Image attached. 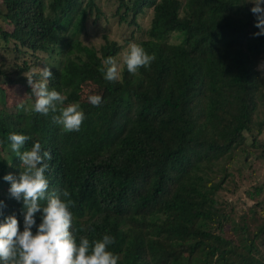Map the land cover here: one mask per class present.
Masks as SVG:
<instances>
[{"label":"trees","instance_id":"trees-1","mask_svg":"<svg viewBox=\"0 0 264 264\" xmlns=\"http://www.w3.org/2000/svg\"><path fill=\"white\" fill-rule=\"evenodd\" d=\"M98 1L3 0L10 30L0 27V222L15 215L23 228L22 202L3 179L20 171L15 153L4 160L1 151L11 150L15 132L30 137L21 151L39 142L51 153L49 192L69 191L74 234L114 237L118 264H264V199L256 197L264 186L246 192L242 210L227 212L217 197L225 166L264 159L252 152L264 147V36H253L254 5L106 0L115 6L104 14ZM147 11L143 30L137 18ZM109 17L129 29L121 45L107 37ZM96 25L98 46L86 33ZM130 43L155 55L135 75L120 58ZM109 56L120 65L116 82L98 70ZM44 66L49 90L84 112L79 131H62L52 120L58 113L25 111L35 99L26 75Z\"/></svg>","mask_w":264,"mask_h":264},{"label":"clouds","instance_id":"clouds-1","mask_svg":"<svg viewBox=\"0 0 264 264\" xmlns=\"http://www.w3.org/2000/svg\"><path fill=\"white\" fill-rule=\"evenodd\" d=\"M250 2L254 5L250 9L256 18L254 27L259 29L253 36H264V0ZM121 59L127 71L135 75L142 67L150 68L155 55L148 54L136 43H130ZM102 65L98 70L105 81L116 82L120 79V65L114 57L103 59ZM260 68L264 69V64ZM37 74L41 79H33ZM26 77L35 99L25 111L44 116L49 112L58 113L52 116V120L62 131H79L85 114L79 103L64 106L67 97L55 89L49 90L47 81L52 77L50 67L33 70L32 75ZM87 99L93 106L102 103L100 95H89ZM18 107L24 108V105ZM7 139L11 151L21 163L18 175L9 173L3 179L10 183V197L22 202L23 228L21 230L15 215H9L0 222V264H118L119 257L109 250L115 243L114 237L105 234L102 239L89 240L86 236L77 237L74 234L70 209L75 203L69 191L64 190L60 195L55 191L49 192V181L45 173L49 169L51 153L42 151L39 142L34 143L30 150L21 151L30 139L23 134L13 132ZM41 201L45 203L41 204ZM3 206V201H0V208ZM80 231L85 229L81 227Z\"/></svg>","mask_w":264,"mask_h":264},{"label":"rangeland","instance_id":"rangeland-1","mask_svg":"<svg viewBox=\"0 0 264 264\" xmlns=\"http://www.w3.org/2000/svg\"><path fill=\"white\" fill-rule=\"evenodd\" d=\"M113 2L114 1L107 2L106 0H99L97 2V6L100 8L101 12H103L104 14H108V12H113L115 6ZM3 14H5V4L3 3V0H0V17ZM151 20L152 14L150 11L144 12L143 15H140L137 18V22L143 30L148 29ZM1 22L2 21L0 19V27L4 28V30H10V26ZM104 27L108 32V39L117 42V44L119 45H121V39L119 35L128 32L129 30L128 29L124 32L120 26L115 25L114 19L110 17L108 23L105 24ZM86 33L91 38L92 45L98 46L99 44H102L97 25L92 29H88ZM121 57L122 56H120V58ZM50 64L52 63H48V65ZM258 139L264 141V134L262 133L258 137ZM1 151L3 152V149H1ZM252 152L255 154V158H264V147H258ZM10 153H12V151L8 149L7 154H2V158L7 160ZM239 160H235L229 165L225 166L226 173L229 174V177L225 181L223 189L217 191V197L224 203L222 204V209H225L227 212H229V208H232V210L234 211L238 209L242 210L243 208H245L242 205V202H246L248 204L251 203V201H248V199L246 198V192H253L255 188L264 186V159H261V161L249 160L248 162L247 159H245V161L247 162L245 165H241V162ZM256 197H258V199L260 200L264 199V187L262 188L261 192L256 195Z\"/></svg>","mask_w":264,"mask_h":264}]
</instances>
